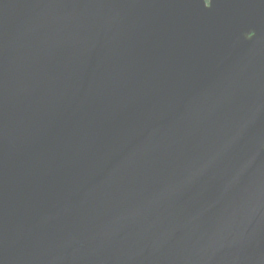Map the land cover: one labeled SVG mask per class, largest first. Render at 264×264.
Listing matches in <instances>:
<instances>
[{"label": "water", "instance_id": "obj_1", "mask_svg": "<svg viewBox=\"0 0 264 264\" xmlns=\"http://www.w3.org/2000/svg\"><path fill=\"white\" fill-rule=\"evenodd\" d=\"M0 264H264V0H0Z\"/></svg>", "mask_w": 264, "mask_h": 264}]
</instances>
